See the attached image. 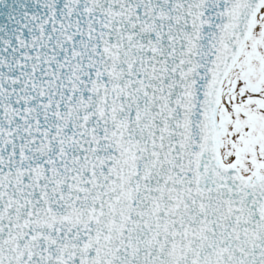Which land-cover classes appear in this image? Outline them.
<instances>
[{"label": "water", "instance_id": "water-1", "mask_svg": "<svg viewBox=\"0 0 264 264\" xmlns=\"http://www.w3.org/2000/svg\"><path fill=\"white\" fill-rule=\"evenodd\" d=\"M263 3L0 0V264H264L215 123Z\"/></svg>", "mask_w": 264, "mask_h": 264}, {"label": "rangeland", "instance_id": "rangeland-1", "mask_svg": "<svg viewBox=\"0 0 264 264\" xmlns=\"http://www.w3.org/2000/svg\"><path fill=\"white\" fill-rule=\"evenodd\" d=\"M258 70V58L252 53L247 60L238 63L234 80L229 84L228 99L220 110L232 119L233 128L231 139L225 138L220 144L223 159L235 160L242 173L251 178L264 174V106H259L264 96L259 87ZM232 102L237 112L233 111Z\"/></svg>", "mask_w": 264, "mask_h": 264}, {"label": "bare ground", "instance_id": "bare-ground-1", "mask_svg": "<svg viewBox=\"0 0 264 264\" xmlns=\"http://www.w3.org/2000/svg\"><path fill=\"white\" fill-rule=\"evenodd\" d=\"M260 29H261V23L257 20L256 21V26L253 28V36H252V39L259 37ZM231 74H230V78L228 77L229 79H231V77H232ZM226 85H227V82L225 83V85L223 87V90H222V95H221V103L222 104L225 101V98H226V101H227V97H226V95H227ZM230 123H231V121H229L228 124H227L226 130H225V134L222 136V138H221L222 141L221 142H223L225 138L231 139V135L230 134L233 133V128H232V125ZM223 155H224L223 148L220 146V156H221L220 162H221V164H223V165H229L232 162H234L233 159H231L229 161H225L223 159ZM242 174H243V176L247 177V175H245L244 173H242Z\"/></svg>", "mask_w": 264, "mask_h": 264}, {"label": "flooded vegetation", "instance_id": "flooded-vegetation-1", "mask_svg": "<svg viewBox=\"0 0 264 264\" xmlns=\"http://www.w3.org/2000/svg\"><path fill=\"white\" fill-rule=\"evenodd\" d=\"M262 23L264 27V15L262 17ZM264 33V29H263ZM254 49L252 50L254 53L256 52V56L258 57V62H259V73H260V82H259V87L262 88L261 93H263L264 96V35L256 42V44L253 46ZM259 81V79H258ZM259 106L263 107L264 106V99L259 102Z\"/></svg>", "mask_w": 264, "mask_h": 264}]
</instances>
